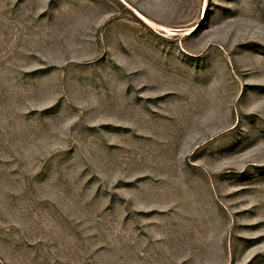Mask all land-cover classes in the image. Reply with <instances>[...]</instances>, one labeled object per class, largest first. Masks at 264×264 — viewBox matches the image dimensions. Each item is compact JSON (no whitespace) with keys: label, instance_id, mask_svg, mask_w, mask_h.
Masks as SVG:
<instances>
[{"label":"rangeland","instance_id":"rangeland-1","mask_svg":"<svg viewBox=\"0 0 264 264\" xmlns=\"http://www.w3.org/2000/svg\"><path fill=\"white\" fill-rule=\"evenodd\" d=\"M0 264H264V0H0Z\"/></svg>","mask_w":264,"mask_h":264}]
</instances>
